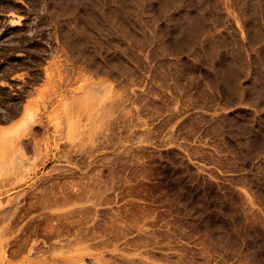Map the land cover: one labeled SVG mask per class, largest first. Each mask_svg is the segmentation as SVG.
Here are the masks:
<instances>
[{"label":"rangeland","instance_id":"374dc122","mask_svg":"<svg viewBox=\"0 0 264 264\" xmlns=\"http://www.w3.org/2000/svg\"><path fill=\"white\" fill-rule=\"evenodd\" d=\"M0 264H264V0H0Z\"/></svg>","mask_w":264,"mask_h":264},{"label":"crops","instance_id":"0c3cea01","mask_svg":"<svg viewBox=\"0 0 264 264\" xmlns=\"http://www.w3.org/2000/svg\"><path fill=\"white\" fill-rule=\"evenodd\" d=\"M10 123V121L0 122V130L7 128Z\"/></svg>","mask_w":264,"mask_h":264}]
</instances>
